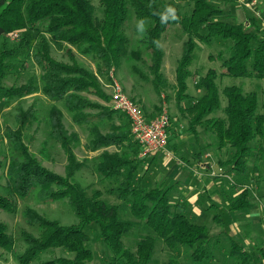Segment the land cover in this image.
<instances>
[{
  "label": "trees",
  "instance_id": "16d2710c",
  "mask_svg": "<svg viewBox=\"0 0 264 264\" xmlns=\"http://www.w3.org/2000/svg\"><path fill=\"white\" fill-rule=\"evenodd\" d=\"M190 1V14L181 15L172 2L161 4V0H100L102 17L97 18L91 0H0V36L27 28L36 29L38 23L47 20L42 32L47 36H39L38 48L33 54V60L40 68V91L51 101L63 102L73 122L78 125L90 123L94 119L98 122L108 121L107 132H100L97 124L85 147L89 151H97L113 145L129 151L102 150L95 158V170L102 178L108 179L118 175L123 168L127 169L126 177L107 191L127 202L131 216L150 228L154 234L142 235L136 242L134 252L123 246V235L136 223L122 219L120 205L107 204L101 199L100 191L96 190L93 195L88 196L84 186L73 180L74 174L84 166V162L77 160L73 151L78 135L67 131L62 122L61 111L53 104L49 109L50 134L60 144L66 156L65 174L60 175L47 169L29 152L22 134L28 122L25 115L21 116L20 121L18 120L21 124H17V130L6 129L10 152L5 180L9 195L0 193V210L15 214L16 200L25 199L35 191L39 202L64 199L77 222L62 225L31 207H23L20 211L23 220L36 228L38 234L20 229L19 237L25 247L22 251L12 252L17 264H31L50 248H64L73 257L58 256L42 260L39 264H91L92 252L87 245L89 236L86 232L91 225L98 228L99 237L111 252V258L103 264H148L155 238L161 239L171 250H177L179 246L191 249L190 260L193 264L213 260L211 250L217 245L218 239L210 235L205 225L193 222L170 204L168 188H145L135 183L137 163L134 159L138 158L141 148L130 132L127 116L108 108H102L96 115L87 112L83 114V110L93 105L87 100L86 94L89 90L98 91L95 76L80 66L56 61L49 53L52 45L57 50H63L64 44L76 46L81 54L94 52L98 59L105 62L108 70L119 66L123 58L131 56L138 60L147 53L149 63L146 65L152 75L150 83L160 93L168 85L161 71L164 51L159 45L160 39L168 27L178 24L186 39L182 42V53L175 68V83L172 88L177 107L183 112L180 102L188 96L187 79L191 75L189 65L193 60L195 40H229L228 54L224 56L219 51L214 57L220 61L221 69L218 71L215 67L208 68L197 82L198 88L203 92L187 110L192 115V120H188L186 130L195 131L196 124H203L202 129L214 136L213 145L216 148L226 147L230 150L228 158L221 164L230 165L239 172L245 171L251 155L252 141L259 140L257 149L264 153V102L260 104L256 92H245L238 85H225L219 89L217 80L224 76L263 78L264 37L258 34L253 19L250 21L253 25L251 29L240 21L217 19L222 10L214 3L216 0ZM168 6L176 9L179 19L161 23L159 14ZM131 15L138 21L143 19L147 23L141 40L143 50H129L130 39L124 33L123 26ZM15 53L16 49L0 53L1 78L5 59ZM133 72L140 80L147 79L135 66ZM29 82L24 84L22 90L12 91L11 87L3 89L0 86V91L10 97H23L37 89L34 80ZM221 95L225 98L223 107ZM219 109L222 110L223 117H209ZM30 111L27 115L32 119L35 114L34 110ZM114 117L119 121L117 125L114 124ZM16 118L19 119V116ZM221 169L218 168L220 173L223 172ZM248 193V189L244 188L236 197L231 198L229 210H248L252 205L248 200ZM13 245V234L7 224L0 221V249H10ZM229 258L235 264H264V247L246 249L242 241L231 238ZM164 264L178 262L173 256Z\"/></svg>",
  "mask_w": 264,
  "mask_h": 264
},
{
  "label": "rangeland",
  "instance_id": "374dc122",
  "mask_svg": "<svg viewBox=\"0 0 264 264\" xmlns=\"http://www.w3.org/2000/svg\"><path fill=\"white\" fill-rule=\"evenodd\" d=\"M91 2L95 7V16L97 18H101L102 6L100 4V0H91ZM167 2H173L178 9L180 8L181 11L179 12L181 14L187 13L189 6L191 7L192 5V3L187 0H161V4H166ZM214 3H216V5L222 10V13L217 16V19L223 21H244L246 18L245 14H248V9L239 5L238 2L216 0ZM137 23L138 20L133 15H131L123 26L124 33L130 39L129 50H143L141 46V40H143L144 32L141 33L138 31ZM46 24L47 20L38 23L36 29L27 28L21 31H14L7 36H0V53L3 50L8 51L11 49H16V53L13 56L7 57L5 59L4 74L2 78L0 77V86H2L3 89L6 87H11L12 91H18L24 89V84H26L28 81L31 82L34 80L37 87L35 92L23 97H10L2 90L0 91V193L9 195L5 180L6 165L8 161V154L10 152L6 137L8 132L6 133V129L8 128V130L15 131L17 124H21L19 123L20 117L24 115L27 118L28 126L23 130L22 134L23 141L25 144H27L29 152L34 154L47 169L60 175L65 174L66 156L60 144L55 141L50 134L51 125L48 120L49 109L54 104L62 113V122L67 131L76 132L78 135V140L73 144V151L77 160H83L84 166L74 174L73 180L84 186L88 196L93 195L96 190L100 191L102 195L101 199H103L107 204L120 205L122 219L131 220L136 223L134 227L122 237L123 246L134 252L136 242L139 240V238L145 234L154 235L152 230L145 226L141 221H136V219L131 216L129 212V204L127 202L118 199L115 194H111L107 191L114 183L113 181H106L105 179L96 177V175L91 170V166L88 169L85 168V155H88L86 151H89L85 147L86 143L91 138L92 132L96 128L95 126H97V124L98 129L102 133L107 132L108 124L105 122L103 124L99 123L97 119H94L90 123L78 125L73 122L71 114L66 109L63 102L60 101L56 103L51 101L40 91L41 83L38 79L40 68L34 62L33 54L38 48L37 41L39 36H47L42 33ZM146 26L147 23L145 22V28ZM185 39L186 36L182 31L181 26L178 24L168 27L166 32H164L162 35L159 45L167 54L166 58L162 59L161 66V71L165 79L167 76L172 81H175L173 66L176 65V59H178L182 53V42ZM195 42L196 47L193 52V60L189 65L191 75L188 79V88L191 93L193 92V95H197L198 97L203 91L200 89V91L197 92V82L199 81L200 77L206 73L208 68L215 67L218 71L221 69L220 61L214 57L219 51H221L224 56H226L228 54V46L230 41L212 38L209 42H202L200 40H195ZM49 53L56 61H60L68 65L74 64L75 66H80L95 76V80L98 85V91L95 92L93 90H89L86 94L88 98L87 100L93 105L90 103L89 105L92 106L85 109V111L83 110V114L84 112H87V114L96 115L101 111L102 108H105L103 110L108 108L117 110L119 111L118 113L125 115L123 111L116 109L114 106L113 100L116 99L117 101L118 98H126L139 105L145 117L149 119V121L154 120L153 118L158 116V114H160L162 111L161 108L163 103L160 102L157 105V109L154 111V116L148 118L146 109H144L141 101L133 96L125 85L126 76L130 78L129 81L135 83L134 76L136 75L133 72V66L137 67L142 72V74L147 77L145 81L141 80V89H143L145 97V106H153L158 102L159 96L154 91L153 86L150 84L152 75L150 74L147 67V63H149L147 59V53H144L138 60L131 56L123 58L119 66L111 67L109 70L107 69L105 62L101 59H98L94 52L93 54H81L76 46L64 44L63 50H57L52 45L50 46ZM217 82L219 89H222V87L225 85H238L241 86L245 92L254 91L258 94L260 104L264 102V79L257 80L254 78H237L225 76L224 78H219ZM167 84L168 85L166 88L161 89V92H164L165 94L168 92L167 89L172 87L171 83L168 81ZM196 92L198 94H196ZM197 97L195 98V102ZM220 98L221 106H223L225 98L222 95ZM194 103H191L190 106H192ZM167 106L168 104L165 105V107L170 115V111L168 110L169 106ZM31 109L32 111L34 110L33 113L35 114V116L32 115V119L30 118V115H27V113L31 112ZM16 116H19V119H17ZM210 116L223 117V112L221 109H219L215 113L210 114L209 117ZM114 119H116V121L114 120V124L117 125L119 121L116 117H114ZM189 119L192 120V115H190ZM198 125L201 126V128L203 127V124ZM187 126L188 124H185V127ZM168 127L167 141L170 140V136H168ZM204 131L207 132L205 129ZM209 137L214 139V143V136L210 135ZM258 144L259 140H254L251 142V155L249 156V159L246 163V170L242 176L243 181L236 186H240L242 189H248L249 199L253 204V212H255L254 209H257V215L255 218H260L261 221L259 224L262 226L259 224L258 225L261 227V229L263 228L262 234H260L259 230H256L255 232L252 231V233L249 235L245 234L244 229L239 226L240 229L238 233H236L235 237L238 240H242L246 245V248H255L261 245L264 246V154L258 151ZM224 148L226 151L225 157L227 159L230 150L226 147ZM118 150H125L129 152L127 149L119 148ZM215 150L221 151V149L216 147ZM138 157L143 158L145 156L142 155L141 157ZM221 170H223V168ZM229 181L231 184H234L231 180ZM114 184L117 185L116 182ZM233 187L235 188V186ZM16 201L17 212L15 214L0 210V221L7 224L9 231L14 236V245L12 248L0 249V264H17L12 252L22 251L25 247L24 243L19 237L20 229L29 231L34 235L38 234L36 228L27 224L23 220L20 214V211L23 207H31L46 218L56 220L62 225H70L77 222L76 216L70 210L66 201L62 198L56 199L53 202L43 203L36 199L35 191H32L25 199ZM239 219L240 218L237 220ZM211 229L214 232L217 230V226L212 225ZM86 232L89 236V242L87 245L92 252L91 264H103L105 261L111 258V252L99 237V231L95 225L89 226ZM231 232L234 234L232 229ZM228 247L229 240H226L221 248V251L225 250V252L221 253L220 260H212L211 262L207 261L201 264H235L227 256ZM190 252L191 249L183 246H179L177 250H171L161 239L155 238L152 257L148 264H164L167 259L173 256L178 264H193L190 260ZM58 256L72 258L73 254L69 253L64 248H50L42 252L39 259L34 260L31 264H39V262L42 260L51 259Z\"/></svg>",
  "mask_w": 264,
  "mask_h": 264
},
{
  "label": "crops",
  "instance_id": "0c3cea01",
  "mask_svg": "<svg viewBox=\"0 0 264 264\" xmlns=\"http://www.w3.org/2000/svg\"><path fill=\"white\" fill-rule=\"evenodd\" d=\"M229 1L238 2L239 5L248 9V14H245V20L240 22L245 23L246 26L251 29L253 25L250 21L253 19L258 34L264 37V0ZM178 10L181 11L180 8ZM191 10L192 5L191 7L189 6L187 13L180 14L188 15ZM166 55V52H164L163 58H166ZM179 58L176 59V65ZM176 65L173 66L174 77ZM134 78L135 83L129 81L130 78L126 76L125 85L128 91L141 101L144 109H146L148 118L154 116V111L157 109V105L160 102H164L165 105L168 104V110L170 111V125L168 127V136H170V140L167 145L168 153L152 154L143 158L138 157L134 159V162L137 163V169L134 174L135 183L145 188H153L155 186L168 188L170 204L184 213L193 222L205 225L210 235L218 239L217 245L211 250L214 257L213 260L215 261L220 260L221 253L225 252V250L221 251L223 243L229 240L230 246V239H236L235 236L240 229L239 226L244 229L245 234L250 235L252 231L255 232L256 230H259L260 234H262L263 228L261 229L259 226L261 225L259 224L261 220L259 217L255 218L257 209H254L255 212H253V204L248 210H229L230 199L236 197L243 190L240 186H236L243 181L242 176L244 171L237 172L234 171L230 165L221 164V162L226 159L225 148L221 149V151L215 150L213 145L214 139H211L209 137L211 134L205 132L201 126L196 124L195 131H187L184 129L188 127H185V124H188L190 116L187 110L190 104L195 102V98L197 97V95H193V92L191 93L188 88V79L190 76L187 79L186 93L188 96L180 102L183 112L177 107L173 93L174 89L172 87H170L171 89H167L168 92H166V94L161 91L158 93L154 89L159 96L158 102L153 106L146 107L143 89H141V80L137 76H134ZM166 79L171 85L175 82L167 76ZM261 79H264V77ZM199 91L200 89L198 88L197 92ZM197 92L196 94H198ZM224 105L225 102L223 103V106ZM104 122L109 124L106 120L100 121L99 123L103 124ZM102 150H107L108 152L119 151L118 148L113 145L101 148L97 151H86L88 155H85V168L88 169L91 166L92 172L100 179L104 178L95 170V158ZM219 167L223 168V172L220 173L218 171ZM126 173L127 169L123 168L118 175L105 180H110L117 184L126 177ZM229 180L234 184H231ZM114 183L111 187L115 186ZM233 186H235V188ZM248 200L252 203L249 199V195ZM238 218L240 219L237 220ZM212 225L217 226V230L214 232L211 229ZM231 229L234 234L231 232ZM227 256L229 257V247Z\"/></svg>",
  "mask_w": 264,
  "mask_h": 264
},
{
  "label": "built area",
  "instance_id": "2783aa9c",
  "mask_svg": "<svg viewBox=\"0 0 264 264\" xmlns=\"http://www.w3.org/2000/svg\"><path fill=\"white\" fill-rule=\"evenodd\" d=\"M113 102L115 108L123 111L129 120L131 134L141 148L140 157L142 155L168 153L167 127L170 123V115L164 102L160 114L150 121L145 117L141 107L133 101L126 98H118L117 101L115 99Z\"/></svg>",
  "mask_w": 264,
  "mask_h": 264
},
{
  "label": "clouds",
  "instance_id": "9594fccd",
  "mask_svg": "<svg viewBox=\"0 0 264 264\" xmlns=\"http://www.w3.org/2000/svg\"><path fill=\"white\" fill-rule=\"evenodd\" d=\"M155 14V13H154ZM161 23H167L171 20H178L179 17L176 14V9L172 6H168L163 13H160ZM138 31L143 33L145 31V21L143 19L139 20L137 23Z\"/></svg>",
  "mask_w": 264,
  "mask_h": 264
}]
</instances>
